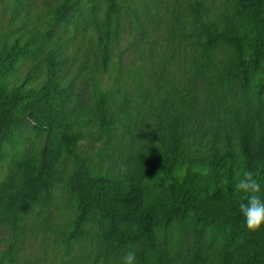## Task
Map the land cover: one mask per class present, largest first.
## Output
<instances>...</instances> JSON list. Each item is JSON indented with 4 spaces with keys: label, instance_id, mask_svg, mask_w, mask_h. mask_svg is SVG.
I'll use <instances>...</instances> for the list:
<instances>
[{
    "label": "trees",
    "instance_id": "obj_1",
    "mask_svg": "<svg viewBox=\"0 0 264 264\" xmlns=\"http://www.w3.org/2000/svg\"><path fill=\"white\" fill-rule=\"evenodd\" d=\"M101 1L103 12L90 15L96 78L86 118L67 106L66 61L52 41L56 27L81 17L67 2L46 12L42 32L0 49V165H8L0 179V229L13 231L2 264H14L31 215L47 210L64 165L82 163L78 145L87 127L95 123L108 146L120 126L109 115L112 92L100 83L113 67L126 0ZM213 1L192 0L181 17L172 13V38L181 41L185 62L177 63L170 90L159 85L155 115L128 130L117 152L120 170L100 171L95 160L70 178L75 215L61 232L64 248L88 243L102 264H122L130 243L137 264H264V227L247 229L239 208L244 194L235 189L252 171L264 198V0ZM36 53L43 55L41 74L21 79L18 68ZM200 84L206 89L199 102ZM29 116L46 137L26 151L16 127Z\"/></svg>",
    "mask_w": 264,
    "mask_h": 264
},
{
    "label": "rangeland",
    "instance_id": "obj_2",
    "mask_svg": "<svg viewBox=\"0 0 264 264\" xmlns=\"http://www.w3.org/2000/svg\"><path fill=\"white\" fill-rule=\"evenodd\" d=\"M67 2L70 12L81 16L74 22L61 24L53 31L52 41L62 45L65 75L68 82L70 101L67 106L77 116L86 118L90 111V96L96 76L92 75L90 63L95 62L93 47V29L90 25L92 14L98 16L104 10L101 0H0V49L4 42L11 43L16 37L23 40L42 32L40 20L47 16L57 2ZM192 0H126L122 13L116 22L117 37L113 67L109 74L103 76L100 86L112 92L109 101L110 116L120 120L116 134L105 146L99 139L96 124L87 127L85 139L79 142L78 150L82 163L67 162L64 165L62 183L54 189L50 204L45 213L37 216L33 213L29 219V227L17 247L14 264H102L93 259L88 243H75L68 248L62 245L61 232L69 228L70 219L75 215L72 205L70 184L72 176L79 174L85 165L96 160L98 170H108L114 174L120 170L121 160L117 152L125 149L129 138V129H133L134 121L154 116L160 100L161 88L170 90L169 84L173 74L178 73V65L185 62L182 43L172 38V13L181 17L188 2ZM214 5L213 0H205ZM93 8V9H92ZM42 56L36 53L30 61L18 68L23 79L29 72H42ZM220 58L224 57L219 53ZM175 82V80H174ZM198 101L205 98V87L199 85ZM149 93L148 103L142 101L145 92ZM206 104V102H205ZM128 114L124 115V108ZM146 108V109H145ZM148 120V119H147ZM143 130V128H142ZM132 131V130H131ZM19 136L28 140L24 150L30 151L32 141L43 143L46 135L36 130L35 116L20 121L16 127ZM10 152L7 154V156ZM8 165H0V179L6 174ZM13 231L9 227L0 229V264L4 261V253L12 238ZM188 236H183V245H188ZM163 245V243H162ZM183 245L180 250H184Z\"/></svg>",
    "mask_w": 264,
    "mask_h": 264
},
{
    "label": "clouds",
    "instance_id": "obj_3",
    "mask_svg": "<svg viewBox=\"0 0 264 264\" xmlns=\"http://www.w3.org/2000/svg\"><path fill=\"white\" fill-rule=\"evenodd\" d=\"M235 189L244 194L239 205L240 212L245 218V224L250 232H256L264 227V198L261 193V184L252 171H244L235 184ZM135 244L127 245L122 257V264H137Z\"/></svg>",
    "mask_w": 264,
    "mask_h": 264
}]
</instances>
